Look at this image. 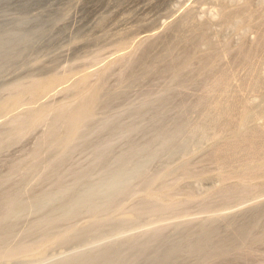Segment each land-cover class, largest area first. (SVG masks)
Masks as SVG:
<instances>
[{
    "label": "rangeland",
    "instance_id": "374dc122",
    "mask_svg": "<svg viewBox=\"0 0 264 264\" xmlns=\"http://www.w3.org/2000/svg\"><path fill=\"white\" fill-rule=\"evenodd\" d=\"M227 1L0 0V38L5 39V36L16 33L20 29L17 26L21 25L22 29L17 32V37L27 38L26 41L21 39L22 43L17 42L19 46L12 42L13 48L10 43L9 48L7 46L3 50L0 49V88L18 80L27 81L33 76L44 77L64 70L68 74L94 73L92 85L99 87V100L94 111L95 117L89 123V130L96 132L102 128V131L97 136H91L86 142L76 143L75 149L62 160L60 171L77 165L79 169L87 170L91 178L97 179L101 172L111 169L116 157L129 155L133 145L145 146L144 153L152 152L158 148L160 134L175 122L191 123L179 134V140L182 143L185 140V145L189 146L191 151L171 158H160L156 161L157 168L150 169V178H160L156 184L160 185L161 181L164 183V179H170L166 184L168 189L159 191L156 185L148 189L150 185L147 182L138 180L128 191L117 195L114 208H109L107 212L113 214L122 202L142 204L150 198L154 199L149 195V190L161 194V197L156 199L162 198L170 202L176 199L184 200L180 207L122 222L121 225L109 227L101 234L66 245L54 244L41 256H20L10 264H44L60 249L64 250L65 254H70L118 240L123 235L142 232L154 225L182 219L207 218L215 207L227 206V211L231 212L264 200L262 189L256 195L254 193L252 197H247L244 202L237 194L231 195L228 203L224 194L218 195L217 201L221 200L219 204L214 196H209L210 198L202 202L214 185L235 181L233 173L237 166L233 167L238 162L220 165L215 157L207 152L214 138L211 129L204 138L187 140L188 134L195 126L203 125V116L213 103L225 98L223 89L214 91L211 87L220 75L237 74L241 83H248L250 80L245 76L264 68V7L260 6L261 0H246L241 8L230 6ZM222 6L228 7L225 16L215 18L214 24L208 25L204 19L218 12ZM200 18L203 22L194 27ZM167 23H170V26L173 24V27H169ZM166 25L170 31L164 33L165 36L163 34V37L153 43L136 47L145 34L167 31L168 29L164 28ZM17 39L20 40L15 38L14 41ZM250 39H254L255 44L251 45ZM226 41L229 49L227 58L221 55V45ZM204 42L210 45H202ZM6 54L11 56L10 59L5 57ZM252 67L254 68L251 69ZM69 79L73 81L72 78ZM66 81L72 82L65 80L62 83L68 85ZM63 84L57 88L65 87ZM262 92L259 87H251L243 94L256 97ZM56 93L54 95L57 97L52 99L64 97L63 93ZM49 97L51 98V95ZM48 98L43 97L50 100ZM161 116L164 120L154 124ZM40 127L19 143L0 152L2 176L6 174L7 177L10 172L12 174L13 170L9 169L11 162L19 161L21 157L28 156L30 158L25 161L32 162L31 155L41 140V132L45 130L44 126L41 129ZM118 132H128L129 137L120 138L115 135ZM37 135L40 140H36ZM48 142L50 143H46L45 148L48 147L49 150H45L44 144L41 146L43 156L52 153L51 157H56L61 150L60 145L55 143L59 150H54L55 144L53 145L51 140ZM32 147L34 149H31ZM30 153L32 154L29 155ZM102 154H107L108 158L96 168H92ZM137 159L132 157V163ZM186 159H191L193 164V176L190 177H182V174L174 172ZM22 160L24 159H21V162ZM47 160H43L42 167ZM24 172L15 175L21 177L20 175L26 174ZM82 188L81 185L78 190ZM114 215L116 216L117 212ZM91 221L92 217L83 213L71 223L60 224L58 230H63L71 224L80 226ZM146 222H152L151 226L146 225ZM188 226L190 228L191 225ZM166 234L169 236V243L180 242L186 235L184 230H178L174 226L169 227ZM160 244L156 241L149 247L155 250ZM230 244H235V241ZM194 245L183 247V253L188 256L182 260L178 259L176 264H264V244L260 242L248 243L254 247V251L246 257L229 248V261L221 263H213L211 251L204 254L190 251ZM163 257L164 254H145L138 264H157Z\"/></svg>",
    "mask_w": 264,
    "mask_h": 264
},
{
    "label": "bare ground",
    "instance_id": "6f19581e",
    "mask_svg": "<svg viewBox=\"0 0 264 264\" xmlns=\"http://www.w3.org/2000/svg\"><path fill=\"white\" fill-rule=\"evenodd\" d=\"M227 2L230 6L241 8L246 0ZM260 6L264 7V0L260 1ZM227 8L222 6L218 12H214L204 20L212 26L215 18L225 16ZM173 22L176 23L175 20ZM202 22L200 18L193 26H199ZM170 23L167 24L172 28L173 24L170 26ZM166 26L164 28L168 29V25ZM17 27L22 29V25ZM20 29L18 31H21ZM168 31L170 29L145 34L136 47L153 43ZM17 32L5 36V39L0 38V49L3 50L7 46L9 48L10 43L12 47L19 41L20 43L22 40L26 41L27 38L17 37ZM15 38L20 40L14 41ZM249 41L251 45L255 44L254 39ZM214 43L217 44L215 41ZM207 44L208 42L202 43V45ZM128 47L125 46L129 49ZM221 47L222 57L227 58L228 42H223ZM3 53L5 54V51ZM1 54L0 52V57ZM6 56L8 57L7 54ZM80 73L68 74L66 70L53 72L49 76H33L30 80H18L0 88V152L19 143L34 130L37 131V127H45L44 132L40 131L41 134L39 132L41 140L37 138L39 134L36 136V140L39 139L40 142L35 146L36 148L33 146L35 149L31 148L34 149V154L33 152L29 154H32V162L25 161L30 158L28 156L26 157L28 159L21 157L24 159L22 162L25 161L24 163L27 164L22 163L21 159L15 160L11 162L14 165L10 163L14 168L8 166L13 170L12 174L7 172L8 168L5 170L9 173L7 174L9 177H6V174L4 177L0 173V264L13 263L20 256H41L54 244L66 245L88 236L101 234L109 227L121 225L122 222L157 215L168 208H178L184 201L176 199L170 202L162 198L156 199L160 198L161 194L149 190V195L154 199L150 198L142 204L122 202L119 209L114 210V213L117 212L116 216L107 212L109 208H114L117 195L128 191L138 180L147 182L150 185L148 189L155 185L159 187L157 189L159 191L168 189L166 184L170 179L166 178L165 184L161 181L158 185L156 183L160 178L157 176L150 178V169L157 168L156 161L160 158H171L191 151L190 147L185 145V140L183 143L179 140V134L191 124L190 121L187 124L177 121L161 133L158 148L152 152L144 153L145 146L133 145L129 155L116 157L111 169L101 172L97 179L91 178L87 170L79 169L77 165H71L60 171L62 160L75 149L76 143L86 142L91 136H97L102 131V128L96 132L89 130V123L95 117L94 111L99 100V87L92 85L94 73L87 75ZM245 77L250 80L248 83H241L237 74L220 75L211 87L214 91L223 89L225 98L215 101L205 112L203 125L195 126L188 134L187 140H199L211 129L213 143L206 151L211 153L220 165L238 162V165L233 167L237 166L233 173L235 181L214 185L210 188L211 191L207 190L210 193L207 192L202 202L210 198L209 196H214L216 203L219 204L221 200L217 201L218 195L223 194L227 203L231 199L229 197L236 194L244 202L247 197H252L254 193L256 195L264 189V110H262L264 68L250 72ZM65 80L72 82L69 84L66 81L68 85H65L66 83H62ZM61 83L65 87L58 89L57 86ZM251 87H259L263 92L256 97L245 96L243 92ZM56 92L63 93L64 97L58 100L52 99L56 96L54 95ZM49 95H51L50 100L43 99L45 96L48 98ZM163 120L161 116L154 121V124ZM115 135L120 138L129 137L128 132H118ZM46 140V143H50L48 140H51L53 145L56 143L61 146L59 150L58 145L55 144L53 149H58L60 152L56 157L52 156L54 158L51 160L49 159L52 158V153H48L50 156H46V153L45 158L44 151L41 150ZM43 147L45 148L46 145ZM45 150H49L48 147ZM132 157H137V161L132 163ZM107 158V154L100 155L99 161L94 163L92 168H96ZM44 159L49 161H44L45 165L42 167ZM191 161V159L184 160L174 172L182 174V177L193 176ZM16 162L21 164L17 165ZM23 169L26 170V174L16 177L15 174H22ZM81 185L83 188L78 190ZM222 191L224 192L221 194ZM228 209L227 206L215 207L207 218L182 219L154 225L142 232L123 235L118 240L70 254H65L64 250L60 249L44 264H138L145 254L149 256L164 254L157 264H176L178 259L182 260L188 256L182 250L190 244H195L190 251L198 254L211 251L213 263L228 262L230 249L246 257L254 251V247L248 245L250 241L264 244V200L251 203L236 211L228 212ZM83 213H88L92 221L80 226L71 224L63 230H58L60 224L71 223ZM151 224L152 222H146L148 226ZM188 225H191L190 228ZM172 226L185 231L186 235L180 242H168L169 236L166 230ZM132 238L134 239L130 241ZM156 241L161 243L160 247L151 250L149 245ZM232 241H235V244L231 245Z\"/></svg>",
    "mask_w": 264,
    "mask_h": 264
}]
</instances>
